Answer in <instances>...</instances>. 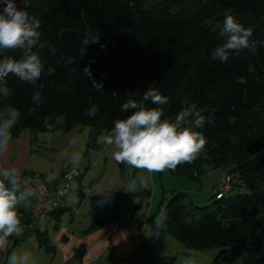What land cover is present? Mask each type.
I'll use <instances>...</instances> for the list:
<instances>
[{
    "label": "trees",
    "instance_id": "1",
    "mask_svg": "<svg viewBox=\"0 0 264 264\" xmlns=\"http://www.w3.org/2000/svg\"><path fill=\"white\" fill-rule=\"evenodd\" d=\"M41 21L34 48L44 71L36 85L9 75L7 97L0 96V113L17 108L20 119L12 129L33 132L68 131L74 124L88 127L94 144L99 133L114 127L135 110L121 111L128 99L148 109L162 108V119H174L183 102L195 103L207 118L202 128L204 149L192 163L168 169L199 179L222 169L237 175L231 190L200 205L185 192L172 193L160 212L166 232L185 247L219 248L243 264H264V47L245 50L226 63L211 59L222 43L217 25L230 14L253 38L264 41V0H15ZM2 7V5H0ZM99 34L86 54L78 49L85 33ZM104 45L105 47H101ZM19 59L21 51L0 50V59ZM76 59L69 63L68 58ZM88 68L91 76H86ZM93 79L102 85L93 86ZM168 97L165 105L142 101L147 89ZM39 90L42 102L31 101ZM95 105V116L86 110ZM29 173V172H27ZM84 194L79 192L82 200ZM21 222L33 219L18 209ZM59 211V207L53 212ZM52 212V213H53ZM117 218H94L90 228ZM45 245V242H42ZM126 264H178L173 257L151 256L150 249L133 252Z\"/></svg>",
    "mask_w": 264,
    "mask_h": 264
},
{
    "label": "clouds",
    "instance_id": "2",
    "mask_svg": "<svg viewBox=\"0 0 264 264\" xmlns=\"http://www.w3.org/2000/svg\"><path fill=\"white\" fill-rule=\"evenodd\" d=\"M0 5H2L0 50L21 51L19 59L12 56L0 59V96L7 97L9 89L4 85L10 74L21 82L36 85L44 71V64L39 54L34 51L41 37L39 31L41 21L26 10L18 9L15 0H0ZM217 27L222 43L211 53V59L214 61L226 63L234 55H240L245 50L255 53L259 47H264V41L253 38V29L245 28L233 15H226L223 25ZM90 44H100L99 34L85 33L78 49L80 57L86 54ZM101 47L105 46L101 45ZM68 62L75 63L76 59L70 57ZM84 73L86 76H91L88 68L84 69ZM92 83L97 90L102 89V85L94 79ZM31 101L37 106L41 104L42 94L39 90L32 94ZM142 101L165 105L168 103V97L149 88L144 92ZM130 109L135 111L124 119L115 120L114 127L98 138L100 143L114 148L112 158L117 163L148 173L162 172L166 169H175L180 164L194 162L204 149L205 137L193 128H202L207 118L201 114L195 103L184 101L183 107L174 119H162L164 116L162 108L148 109L143 102L134 99H128L122 105L121 111ZM97 111V107L93 105L85 114L91 117L95 116ZM20 116L21 112L14 107H7L0 113V153L7 150L12 129L18 123ZM73 160L78 161L79 157L74 156ZM0 177H3L0 179V249H2L9 237H19L22 234L17 206L34 195V192L27 187H21L14 169L0 171ZM55 178V175L50 174L46 180L51 183ZM137 179L139 186L144 187V178ZM136 187V180L127 186L130 191ZM8 264H30V255L27 252L19 256L13 253L8 257ZM184 264H194V260L186 259Z\"/></svg>",
    "mask_w": 264,
    "mask_h": 264
},
{
    "label": "rangeland",
    "instance_id": "3",
    "mask_svg": "<svg viewBox=\"0 0 264 264\" xmlns=\"http://www.w3.org/2000/svg\"><path fill=\"white\" fill-rule=\"evenodd\" d=\"M36 134L38 141L31 150L33 156L29 170H36L46 176L52 174L56 178L61 175L62 178L69 170L76 169L79 176L70 184L69 192L60 202L63 209L60 219L55 220L50 215L47 219L36 218L28 229L22 228L19 237H9V247L5 249L8 257L13 253L19 256L27 252L30 255V264H58V259L53 258V252H41L37 255L32 248L36 243L34 235L37 228L42 231L47 229L49 236L54 238L61 228L70 227L68 230H72L75 236L83 238L94 218L116 213L117 218L114 221H118L125 235L133 236L136 250L143 249L146 252L148 247L151 256H170L178 264H184L189 258L194 260V264H243L240 256L230 258L220 254L217 247L204 250L185 247L166 232V226L159 218L172 193L185 192L200 205H204L209 202L207 197L215 194L222 183L229 181L231 187L237 183V175H225L218 168L194 179L172 174L168 169L148 173L119 164L112 158L114 148L98 140L106 132L102 130L92 145L88 139V127L79 123L71 125L63 133L57 131L53 136L49 131ZM42 136L48 139H43ZM74 156H78L79 160L74 161ZM26 174L46 179L37 173ZM138 177L144 178V187L139 186ZM133 180L137 181V187L130 191L127 186ZM79 189L84 193L82 200L78 198ZM28 201L27 199L19 204L26 211L30 208ZM68 205H71L70 209ZM24 234L30 236L28 240L29 236L26 237L27 244L22 240Z\"/></svg>",
    "mask_w": 264,
    "mask_h": 264
},
{
    "label": "crops",
    "instance_id": "4",
    "mask_svg": "<svg viewBox=\"0 0 264 264\" xmlns=\"http://www.w3.org/2000/svg\"><path fill=\"white\" fill-rule=\"evenodd\" d=\"M49 132L53 136L57 131L52 130ZM36 133L38 132H33L30 129H23L16 136H11L7 150L0 153V171L4 169H14L18 178L23 173L27 172L37 173L45 178L47 177L46 175L36 172V170H29L30 160L33 156L31 150H33L32 147L35 145V142L38 141V135ZM42 138L48 139V137L44 138V136H42ZM46 140H43V142L47 143ZM222 175L223 173L216 180L217 182ZM60 176L55 178L51 183L54 184ZM80 191L79 189V192ZM64 198L65 196L59 201V211L50 214L55 220L60 219V213L63 210L60 206V202L64 200ZM28 200L30 208L27 211L23 205H19L18 209L23 210L27 214L29 213L31 216V200ZM70 207L71 205H68L69 209ZM31 218L33 220L27 224L21 222L22 228L28 229L30 223L36 219L33 217ZM37 219L39 220L40 218ZM41 219H47V217ZM114 220L101 223L95 228H90V224L87 229L88 233L84 235L83 238L75 236L72 230H68L70 227L61 228L54 238L49 236L47 229L42 231L37 228L36 235H34L36 243L33 244L32 248L35 249L37 255L41 252L45 254L53 252V258L58 259V264H126L129 256L136 251V240H134L133 236L130 237L129 234L125 235L118 221ZM28 236L24 234V239H22L26 244L27 240L30 239V236ZM26 237H28L27 240ZM42 242H45V245H43ZM9 243L10 242L7 240L5 246L0 249V264L8 263V256L5 253V249L9 247ZM4 258L6 259L4 260Z\"/></svg>",
    "mask_w": 264,
    "mask_h": 264
},
{
    "label": "built area",
    "instance_id": "5",
    "mask_svg": "<svg viewBox=\"0 0 264 264\" xmlns=\"http://www.w3.org/2000/svg\"><path fill=\"white\" fill-rule=\"evenodd\" d=\"M79 176L78 171L71 169L54 184H50L46 179L38 175L23 173L19 180L21 187H27L34 192L28 199L31 200L30 214L33 218H46L59 207V201L69 191L70 184ZM230 178V177H229ZM25 181L27 184L25 185ZM225 182V181H224ZM231 190L229 181L222 183L215 192V196L221 197Z\"/></svg>",
    "mask_w": 264,
    "mask_h": 264
}]
</instances>
